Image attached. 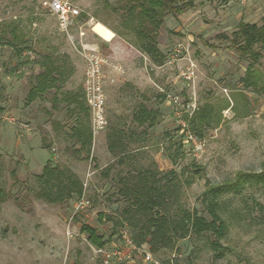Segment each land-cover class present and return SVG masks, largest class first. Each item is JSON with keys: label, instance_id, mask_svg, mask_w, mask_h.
Here are the masks:
<instances>
[{"label": "rangeland", "instance_id": "1", "mask_svg": "<svg viewBox=\"0 0 264 264\" xmlns=\"http://www.w3.org/2000/svg\"><path fill=\"white\" fill-rule=\"evenodd\" d=\"M70 1L81 14L64 32L41 0H0V28L18 25L31 47L18 57L0 46V264H103L82 226L96 228L108 248L125 246L123 234L131 238L132 230L116 225L129 206L121 190L145 171L168 191L173 216L187 210L208 220L204 195L242 181L219 199L228 230L218 249L211 233L191 234L174 250L153 254L143 245L153 261L264 264V56L255 66L263 80L253 90L244 84L253 59L232 47L241 23L264 24V0H195L193 10L169 15L158 37L162 66L123 27L121 0ZM88 51L104 59L108 126L83 160L71 138L72 107L54 102L55 90L30 105L26 97L46 54L62 67L60 94L85 96ZM140 106L160 112L154 128L133 123ZM206 106L222 114L219 125L193 131L189 119ZM120 132L126 152L115 156L110 138ZM50 161L84 183L81 209L77 198L51 204L38 197V176Z\"/></svg>", "mask_w": 264, "mask_h": 264}, {"label": "trees", "instance_id": "2", "mask_svg": "<svg viewBox=\"0 0 264 264\" xmlns=\"http://www.w3.org/2000/svg\"><path fill=\"white\" fill-rule=\"evenodd\" d=\"M121 2L123 27L135 35L138 50L151 57L155 64L162 66L166 56L159 49L160 30L169 15L179 17L193 10L196 7L195 0H121ZM239 27L234 34L232 47L241 56L253 59L244 84L246 88L258 90L263 79L261 72L256 70L255 66L264 56V24L258 26L241 23ZM27 44L26 36L13 22L0 28V46L12 48L16 56L23 55L25 49L31 51V47L26 46ZM37 65L40 66L41 71L33 78V84L26 97L27 104L30 105L51 90H55L53 101H60L69 108L72 107L71 113L76 118V124L71 129V138L80 145L78 153H85L86 157L82 159L88 160L94 136L89 124L90 115L85 105V96L74 92L60 94L58 83L63 80L64 73L51 55L41 56ZM59 95L61 98H58ZM163 100H166L165 95ZM53 107L57 108L56 104ZM83 113L84 117H82ZM159 117L158 110H149L145 106H140L133 116V123L138 127L152 129L159 123ZM221 119L222 114L218 115L210 106H206L198 109L189 119L188 124L193 131H201L205 126L211 127L213 122L219 125ZM123 135V132H120L117 141H113L116 135L110 138L109 150L115 156H118V150L121 151L120 155L126 152ZM46 147L50 150L49 146ZM261 179H264V175L259 180ZM38 180L40 184L38 197L51 204L66 203L74 198L80 200L83 197L84 183L76 176L68 175L58 165L53 166L51 161L45 165ZM126 182L127 187L121 192L129 200V206L125 211L126 217L123 222H118L116 225L123 227L125 222L128 223L132 230L133 242L139 247L148 245L153 254L163 249L174 250L179 241L187 239L191 234L202 233H211L215 238L212 246L218 249V240L222 239L228 230L219 199L229 191L238 190L242 184V181H238L234 185L216 186L204 195L203 204L210 217L208 220L196 212L191 213L187 210H182V215L173 216V206L168 202L171 196L168 195V191L158 186L160 180L150 171L141 172L136 177L127 179ZM3 197L4 192L0 188V200ZM81 232L88 236L92 246L106 247V241L96 228L85 225L82 226Z\"/></svg>", "mask_w": 264, "mask_h": 264}, {"label": "built area", "instance_id": "3", "mask_svg": "<svg viewBox=\"0 0 264 264\" xmlns=\"http://www.w3.org/2000/svg\"><path fill=\"white\" fill-rule=\"evenodd\" d=\"M41 7L58 20L64 32H67L72 22L81 14L70 0H41ZM84 57L87 63L85 99L89 109L90 126L95 138L108 126L103 74L104 59L96 51H88ZM189 140L192 141V138L190 137ZM85 204L86 198L83 196L77 203V210ZM122 241L125 246L96 248V253L103 264H132L135 258L146 264H159L151 259L149 252L143 251V245L137 246L127 234H123Z\"/></svg>", "mask_w": 264, "mask_h": 264}, {"label": "crops", "instance_id": "4", "mask_svg": "<svg viewBox=\"0 0 264 264\" xmlns=\"http://www.w3.org/2000/svg\"><path fill=\"white\" fill-rule=\"evenodd\" d=\"M100 134H101V133H100ZM100 134H99V135H100ZM99 135H98V136H99Z\"/></svg>", "mask_w": 264, "mask_h": 264}]
</instances>
